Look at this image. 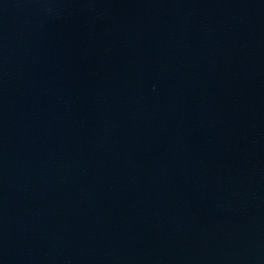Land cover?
<instances>
[{
  "label": "water",
  "instance_id": "95a60500",
  "mask_svg": "<svg viewBox=\"0 0 264 264\" xmlns=\"http://www.w3.org/2000/svg\"><path fill=\"white\" fill-rule=\"evenodd\" d=\"M0 264H264V0H0Z\"/></svg>",
  "mask_w": 264,
  "mask_h": 264
}]
</instances>
